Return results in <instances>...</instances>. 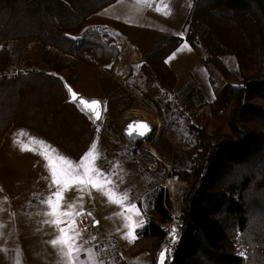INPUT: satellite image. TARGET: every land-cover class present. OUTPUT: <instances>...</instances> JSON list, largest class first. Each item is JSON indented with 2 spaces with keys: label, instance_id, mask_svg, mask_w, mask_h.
Returning a JSON list of instances; mask_svg holds the SVG:
<instances>
[{
  "label": "trees",
  "instance_id": "1",
  "mask_svg": "<svg viewBox=\"0 0 264 264\" xmlns=\"http://www.w3.org/2000/svg\"><path fill=\"white\" fill-rule=\"evenodd\" d=\"M116 1L0 0V44L35 40L44 56L57 55L45 60L53 63L48 70H19L11 49H1L0 146L9 128L18 125L76 160L90 149L98 127L68 101L65 83L72 81L61 71L70 65H61L58 53L112 73L119 46L88 21ZM190 1L183 35L167 36L156 48V68L141 69L148 89L160 91L148 97L164 104L160 116L177 113L172 122H186V135L176 145L167 143L164 151L158 145L164 136L157 143L164 162H172L170 174L190 187L171 264H264V106L251 101L264 100V0ZM185 42L201 57L214 89V98L200 94L198 105L177 100L178 78L167 63ZM133 102L131 93L116 91L108 105L118 113ZM196 106L202 115L193 112ZM170 220L159 192L142 231L153 240L156 257L165 246L161 224Z\"/></svg>",
  "mask_w": 264,
  "mask_h": 264
},
{
  "label": "rangeland",
  "instance_id": "2",
  "mask_svg": "<svg viewBox=\"0 0 264 264\" xmlns=\"http://www.w3.org/2000/svg\"><path fill=\"white\" fill-rule=\"evenodd\" d=\"M185 1H188L189 8L191 9V1ZM172 2L173 0H161L159 2L150 0L149 8L151 13L158 14L161 12L162 18L169 19L174 9ZM98 13L89 18L88 27L95 28L100 27V23L101 25L104 24L105 27L95 29L105 32L108 36H112L114 42L119 46L120 56L114 71L109 74L102 66H90L88 63L79 62L70 57L66 58L58 53V59L61 61V65L65 63H69L70 65L69 69H67V67L65 70L62 68V75L71 79V86L78 93L91 98H99L103 101V104L106 102V110H104L103 119L97 124L98 128L93 140V143L97 145V151L100 153L97 164L105 169L111 167L113 164L117 166L118 175L114 177V180L116 181L119 191H129L130 201L126 202V204L129 202H135L137 204L142 213V218L145 221L146 227V219L152 214L154 199L158 196L159 192H163L165 196V205H169L167 197L172 194L170 189L166 187V180L168 178H177L186 188L182 198L174 199L172 196V204H178L177 210H179L178 218L180 222V216L185 207V199L187 198L190 187L185 180H181L180 177L170 174L172 162H164V159L161 158L159 150L157 149V143L158 140L164 136L162 142L158 144L160 147L163 146L164 151L166 150L167 143H172V146L176 145L178 141L186 135V122L183 120L172 122L177 113L166 114L163 118L160 116L159 110L164 107V104L158 106L148 99L149 96L156 97L160 91H150L148 89L147 83H145L146 77L143 74V70H141L144 64H146L144 66L145 69H148V67L153 69L156 68L154 66V63L158 61L156 48L167 41V36L172 35H156L153 30L129 27L119 22L115 23L99 20L95 18ZM185 44L188 46L185 47ZM3 47L11 49L12 53L15 55V69L19 70H48V68L52 67L53 63L48 64L45 60L55 59L57 56L52 54L44 56L43 52L40 50L39 44L35 40L2 43L0 44V51ZM63 59L67 60L63 61ZM167 63L172 67L178 78L175 89V95L178 101H184L189 98L196 102L200 94L203 95L207 101L214 98V89L209 83L207 69L201 57L187 42L183 43L168 57ZM116 91L117 93H122L123 91L131 93L134 97L133 107L127 111L118 113L110 110L108 100ZM187 101L189 100L187 99ZM251 101L257 105L264 106V100L259 98H253ZM195 104L198 105L197 102ZM194 108L193 112L202 115L203 108H201V106H196ZM134 114L136 115L135 117L149 122L153 126V132L150 137L143 141L128 143L124 140L122 130L127 122V118ZM166 128H168V133H165ZM31 132L38 135L33 131ZM38 136L41 137L40 135ZM39 139L45 143V150L48 156H53L54 153L58 152L74 162L79 161L72 158L67 152L51 144L43 137ZM6 147V150H4L5 153L11 155L13 149L9 144L6 145ZM49 149H51V151ZM149 152L159 160V163L155 161V158L149 155ZM19 154L21 158L18 157V159L11 161V163L13 162L12 168L15 171L14 173H18L19 175L30 174L31 176L39 175L46 177V180L49 181H40L39 183L31 184H33V186L35 184H39L40 186L43 184V186H46V189H48L51 183V177L49 176L47 161L44 160V162L40 159L35 162L31 152L27 150L21 151ZM22 158L26 160L23 165H21ZM35 159H37V157H35ZM11 173L14 174L12 171ZM15 184V190L20 189L21 187L18 186L23 185L22 183L18 185L19 182L13 183V185ZM109 187H111V185H109ZM80 195L81 193L78 192L77 196ZM77 201V210H79L82 204L85 213L91 212L98 216L100 224L101 218L97 212H113L111 217V222L113 223L112 225L109 224V229L126 231V229L123 228L124 220L121 215L122 209L116 204L109 203L107 198L101 193L94 189L91 190L90 194L86 191L83 193V200ZM167 207H170V205ZM123 215L131 216L133 222L141 219V216L136 215L135 210L131 212L124 211ZM144 228H137V235L144 230ZM165 244L167 243H164V245Z\"/></svg>",
  "mask_w": 264,
  "mask_h": 264
},
{
  "label": "crops",
  "instance_id": "3",
  "mask_svg": "<svg viewBox=\"0 0 264 264\" xmlns=\"http://www.w3.org/2000/svg\"><path fill=\"white\" fill-rule=\"evenodd\" d=\"M172 5L174 9L171 16L169 19H164L161 12L158 14L151 13L149 3L145 5L138 0H118L115 4L99 11L95 18L123 23L129 27L153 30L156 35L181 36L184 33L185 23L191 9L188 1L185 0H173ZM102 27L105 26L100 23V27L95 28ZM39 138L41 137L28 129L13 125L7 131L0 146V204L3 208L0 211V221H2V225H0V264H67L66 260L62 261L58 248L50 243L58 234L56 227L44 223L45 220L51 219V217L44 216V212L48 209L40 201L49 194L50 190L49 188L46 189L43 184L41 186L31 184L49 180L39 175L15 174L12 168L13 162L11 163V161L18 159V157L21 158L19 152L21 153L24 145L34 149L30 152L35 162L40 159L46 161L48 156L45 150L46 145ZM8 144L13 149L11 155L4 151ZM25 162L26 160L22 158L21 165ZM18 182V185H21V183L23 185H17L21 188L15 190L16 184L13 185V183ZM77 194L78 192L74 186L69 187L63 194L62 205L66 206L67 203L72 201L77 204ZM11 213H15V215L13 216ZM97 213L101 218V235L115 240L124 264L157 263L158 257L151 253L153 240L145 236L143 230L138 233V239L133 243H129L128 240L122 238L124 231L109 229V224L112 225L113 223L111 222L113 212ZM78 218L76 217V227H78ZM77 246L83 249H92L82 235L77 240ZM92 250L94 260L96 264H99L100 260L95 250ZM80 258L82 260L86 258L83 251L80 253ZM90 264H92L91 261Z\"/></svg>",
  "mask_w": 264,
  "mask_h": 264
},
{
  "label": "snow or ice",
  "instance_id": "4",
  "mask_svg": "<svg viewBox=\"0 0 264 264\" xmlns=\"http://www.w3.org/2000/svg\"><path fill=\"white\" fill-rule=\"evenodd\" d=\"M140 2L147 5L150 0H140ZM73 39H75L73 37ZM185 47L188 45L185 44ZM71 94L72 101L81 106L89 118L93 121H99L101 119V101L88 100L82 96H79L71 87L67 88ZM106 110V102H104V109ZM142 128L145 131H139L136 134L138 136H144L147 131H151L149 126L144 122L134 121L128 125V135L132 138L131 129L133 127ZM22 151H34V149L24 145ZM51 151V149H49ZM100 158V153L97 151V145L91 144L90 149L79 160L74 162L70 158L56 152L53 156L46 157L49 176L51 177V183L49 185V194L43 198L40 203L47 206V211L44 212L45 217H51L44 223L54 225L57 230V235L50 241L51 245L58 248L62 261L66 260L67 264H96L93 257L92 249H83L77 246V240L81 235V231L76 227V217L80 216H92L91 212L85 213L83 205H80L77 210L75 201L62 205L63 194L69 187H75L77 192L81 193L76 199L82 201L83 193L86 191L90 194L91 190H96L107 198L109 203L116 204L122 209L121 215L123 216V228L126 231L123 233L122 238L128 240L129 243H133L139 238L137 235V228H144L145 221L142 218V213L135 202L130 201L129 191H119L117 189L116 181L114 177L118 175V169L115 164L105 169L97 164ZM111 185V187H109ZM54 189V190H53ZM7 198L5 197V200ZM2 204H0V211H2ZM135 210L137 216H141V219L132 221L131 216L123 215L124 211L131 212ZM15 215V213H11ZM99 224V221L93 220V226ZM2 225V221H0ZM64 225V226H61ZM91 239H95L92 237ZM178 239L177 231L172 229L170 234V244L165 245L158 254L159 264H165L167 259L171 264V247ZM84 252L85 259L80 258V253ZM243 257L244 253H240ZM99 264H104L100 261Z\"/></svg>",
  "mask_w": 264,
  "mask_h": 264
},
{
  "label": "built area",
  "instance_id": "5",
  "mask_svg": "<svg viewBox=\"0 0 264 264\" xmlns=\"http://www.w3.org/2000/svg\"><path fill=\"white\" fill-rule=\"evenodd\" d=\"M167 201L170 207H167L169 205L166 204V208L170 213L171 221L166 224H161V227L166 231V237L163 242L170 244V234L172 229L175 228L178 235V239L175 241V243H177L180 238L178 204H172V195H168ZM94 219L99 221V224L96 226H93ZM100 228V220L96 214H92V216H80L78 219V229L81 231V234L87 238L89 247L95 250L100 261H103L104 264H124L115 240L102 236ZM92 237H95V239H91Z\"/></svg>",
  "mask_w": 264,
  "mask_h": 264
},
{
  "label": "water",
  "instance_id": "6",
  "mask_svg": "<svg viewBox=\"0 0 264 264\" xmlns=\"http://www.w3.org/2000/svg\"><path fill=\"white\" fill-rule=\"evenodd\" d=\"M65 86H66V88H68V87H71L72 88V90L73 91H75L79 96H82V97H84V98H86V99H88V100H99V101H101V108L100 109H98L99 111H101V119L99 120V121H93V120H91L92 121V125L93 126H96L98 123H100L101 121H102V119H103V114H104V104H103V101L101 100V99H99V98H91V97H87V96H84V95H82V94H80V93H78L70 84H68V83H65ZM69 102H71V103H74L73 101H72V98H71V94L69 93V100H68ZM74 104H76L82 111H84V109L81 107V106H79L77 103H74ZM85 112V111H84ZM134 121H139V122H144V123H146L148 126H149V128L151 129V131H147L146 132V134L144 135V136H138L136 133L137 132H139V131H145L144 129H142V128H138V127H133L132 129H131V132H132V138H130L129 137V135H128V131H129V129H128V125L129 124H131V123H133ZM153 132V126L149 123V122H147V121H145V120H142L141 118H138V117H133V118H131V119H129L126 123H125V125H124V127H123V130H122V134H123V137H124V140L126 141V142H128V143H136V142H140V141H143V140H145L146 138H148V137H150V135H151V133Z\"/></svg>",
  "mask_w": 264,
  "mask_h": 264
},
{
  "label": "bare ground",
  "instance_id": "7",
  "mask_svg": "<svg viewBox=\"0 0 264 264\" xmlns=\"http://www.w3.org/2000/svg\"><path fill=\"white\" fill-rule=\"evenodd\" d=\"M135 116H136L135 114L129 116L126 121H128L129 119H131V118H133ZM166 186H167V188L170 189V192H171V194H172L174 199L175 198L176 199L182 198L183 193H184V191L186 189L185 186L182 183H180L177 178H168L166 180Z\"/></svg>",
  "mask_w": 264,
  "mask_h": 264
}]
</instances>
